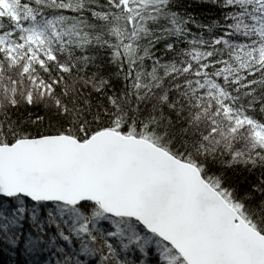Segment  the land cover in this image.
Listing matches in <instances>:
<instances>
[{
    "label": "snow or ice",
    "instance_id": "6c2138e0",
    "mask_svg": "<svg viewBox=\"0 0 264 264\" xmlns=\"http://www.w3.org/2000/svg\"><path fill=\"white\" fill-rule=\"evenodd\" d=\"M0 264H264V0H0Z\"/></svg>",
    "mask_w": 264,
    "mask_h": 264
}]
</instances>
